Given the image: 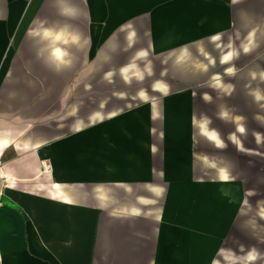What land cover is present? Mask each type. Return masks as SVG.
Wrapping results in <instances>:
<instances>
[{
  "label": "crops",
  "instance_id": "1",
  "mask_svg": "<svg viewBox=\"0 0 264 264\" xmlns=\"http://www.w3.org/2000/svg\"><path fill=\"white\" fill-rule=\"evenodd\" d=\"M256 121L264 0H0V264H264L235 225Z\"/></svg>",
  "mask_w": 264,
  "mask_h": 264
},
{
  "label": "rangeland",
  "instance_id": "2",
  "mask_svg": "<svg viewBox=\"0 0 264 264\" xmlns=\"http://www.w3.org/2000/svg\"><path fill=\"white\" fill-rule=\"evenodd\" d=\"M247 1H251V0H247ZM258 28V27H257ZM240 42V43H239ZM233 48H235L236 52H238V48L239 49H246L248 47V43L247 41H235V43L232 44ZM232 49V47H231ZM245 57H242L240 59H238V63H240L239 66H242V62H247L248 60H252L254 59V57H251L253 55V53H251V55L245 54ZM250 58V59H249ZM187 77H190V81H194L196 80V78L198 80L202 79L203 81H209V74H203V75H197V74H189L187 75ZM65 91V90H64ZM61 91V92H64ZM125 92H130V89L125 87L124 88ZM108 92H111L108 90ZM226 91L224 90H212L209 87V84L203 85L202 89L198 90L196 93V109L197 112H199L200 114H203V116L209 118L210 117V110H211V101L210 99L212 97H214L215 99H219L220 101L223 99H228L227 95H226ZM65 106L60 107V109L63 110V112L65 113ZM255 110V111H254ZM253 112H257V109L255 107L252 108L251 113L253 115ZM254 119V118H253ZM215 124L218 127H221L222 125L220 124V122L216 121ZM251 128L252 131L254 130H261V135L262 137L264 136V125L262 123H259L258 121L251 122ZM257 132V131H256ZM253 133V132H252ZM253 135V134H252ZM251 135V143L253 147H257V148H263L264 147V141H262L261 143H257L255 141V139L253 138V136ZM198 151L201 150H206L207 152H209L210 150H212V152H218L219 150L217 149H197ZM223 151V152H222ZM252 154H251V159L253 160L250 164L251 166V185L248 187L250 189V199H249V203L247 204V206L244 207V211L241 212L238 221L236 222V226H240V225H246V226H250V230H251V248L252 250H258L261 251L264 250V239L262 238L264 236V233H259L258 234H254L256 231H264V216H263V211H264V154H257V151H260L261 153H264V149H251ZM219 154L222 159L221 162H226L227 160V156L226 154H229V158H235L236 159V163L235 166L238 168V173L241 174L242 172V165H243V158L241 154L237 155V149H224L219 151ZM225 153V154H224ZM218 154V153H217ZM225 164V163H224ZM240 166V168H239ZM261 168V169H260ZM213 173V171H211ZM210 174V171L208 172ZM189 193V192H188ZM243 221H245L246 223H244ZM238 252V251H237ZM240 254L242 251H239Z\"/></svg>",
  "mask_w": 264,
  "mask_h": 264
},
{
  "label": "bare ground",
  "instance_id": "3",
  "mask_svg": "<svg viewBox=\"0 0 264 264\" xmlns=\"http://www.w3.org/2000/svg\"><path fill=\"white\" fill-rule=\"evenodd\" d=\"M202 129L205 131V133L209 137H212L214 139L217 138L216 133L214 131L210 130L208 127H206V125L203 124ZM221 176L223 177V182L220 186H221V189L224 192V194L230 195L231 198L233 199V201L239 202L242 198L241 192L239 190V186L233 185L227 180L228 176H227V172L225 170H221ZM263 216H264V211H263ZM249 256L253 257V253H251Z\"/></svg>",
  "mask_w": 264,
  "mask_h": 264
}]
</instances>
